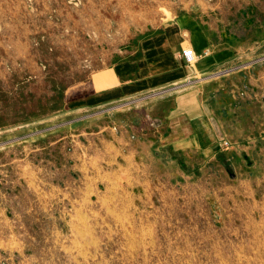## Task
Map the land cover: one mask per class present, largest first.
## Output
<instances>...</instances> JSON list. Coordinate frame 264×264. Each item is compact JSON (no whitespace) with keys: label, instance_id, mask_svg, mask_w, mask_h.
I'll return each mask as SVG.
<instances>
[{"label":"rangeland","instance_id":"1","mask_svg":"<svg viewBox=\"0 0 264 264\" xmlns=\"http://www.w3.org/2000/svg\"><path fill=\"white\" fill-rule=\"evenodd\" d=\"M260 7L264 0H0V264H264L259 123L205 159L132 128L123 114L132 97L69 104L181 13L242 46L235 63L214 70L264 64L252 41L264 36Z\"/></svg>","mask_w":264,"mask_h":264},{"label":"crops","instance_id":"2","mask_svg":"<svg viewBox=\"0 0 264 264\" xmlns=\"http://www.w3.org/2000/svg\"><path fill=\"white\" fill-rule=\"evenodd\" d=\"M257 10L264 31V7ZM160 28L142 39L133 56L99 70L90 81L91 91L69 104L105 105L180 83L189 70L179 54L188 46L199 56L196 69L201 73L235 63L242 50L241 45H232L234 37L220 38L187 12ZM260 36L250 40L264 50V36ZM125 113L132 128L147 129L159 148L198 152L211 159L223 149L224 140L245 141L258 123L264 136V64L139 101Z\"/></svg>","mask_w":264,"mask_h":264},{"label":"built area","instance_id":"3","mask_svg":"<svg viewBox=\"0 0 264 264\" xmlns=\"http://www.w3.org/2000/svg\"><path fill=\"white\" fill-rule=\"evenodd\" d=\"M179 56L183 60L185 66L189 70L187 77L183 81H181L180 83H176L175 85H172L171 87L152 90L147 93H144L141 96L132 97V100L130 103L133 105L135 103H138L139 101H142V100H145L151 97L159 96V95L165 94L172 90L185 89L189 86L205 81L207 79L221 78V77L229 75L230 73L236 71L237 69H240L241 67H245L244 65L237 66V67H222L214 71L201 73L196 69V64H197L199 56L192 47L188 46V47L183 48ZM229 146H230V142L227 140H224L221 143L222 148H227Z\"/></svg>","mask_w":264,"mask_h":264}]
</instances>
